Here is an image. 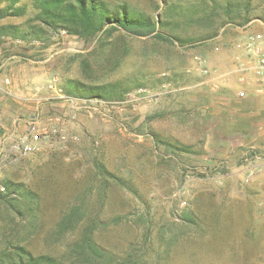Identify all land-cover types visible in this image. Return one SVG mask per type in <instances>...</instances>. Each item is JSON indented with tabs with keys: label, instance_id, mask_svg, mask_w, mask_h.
<instances>
[{
	"label": "rangeland",
	"instance_id": "374dc122",
	"mask_svg": "<svg viewBox=\"0 0 264 264\" xmlns=\"http://www.w3.org/2000/svg\"><path fill=\"white\" fill-rule=\"evenodd\" d=\"M108 1L153 20L164 8L163 0ZM253 4L248 23H227L194 45L122 29L87 40L64 30L22 44L0 40V184L23 182L41 199L34 253L63 251L65 238L44 236L76 199L101 220L94 237L113 264H264V207L249 196L240 153L226 157L207 116L213 111L221 124L225 105L211 102L239 84L233 54L249 33L264 37V0ZM108 83L128 92L105 100L65 91ZM29 119L46 138L15 154Z\"/></svg>",
	"mask_w": 264,
	"mask_h": 264
},
{
	"label": "trees",
	"instance_id": "16d2710c",
	"mask_svg": "<svg viewBox=\"0 0 264 264\" xmlns=\"http://www.w3.org/2000/svg\"><path fill=\"white\" fill-rule=\"evenodd\" d=\"M163 1L161 18L153 20L142 10L126 3L113 5L108 0H0V40H45L57 30L87 40L122 29L138 36L152 34L157 41L170 44L176 41L182 46L216 37L227 23L243 26L254 17L256 9L253 0ZM188 29L190 34L183 36L181 33ZM107 45H101L102 49ZM65 91L113 100L122 98L128 89L118 83L82 87L70 84ZM99 172L103 174L106 170L100 167ZM2 184L5 191H0V264H113L116 261L94 237L101 220L88 214L87 204L76 199L61 211L44 236L53 242L65 238L63 251L34 253L30 243L43 229L41 199L23 182L5 180Z\"/></svg>",
	"mask_w": 264,
	"mask_h": 264
},
{
	"label": "crops",
	"instance_id": "0c3cea01",
	"mask_svg": "<svg viewBox=\"0 0 264 264\" xmlns=\"http://www.w3.org/2000/svg\"><path fill=\"white\" fill-rule=\"evenodd\" d=\"M238 50L236 49L235 52ZM16 72V70L13 71L14 74ZM234 74L237 77V74ZM5 83L11 84L10 80ZM0 84H4L1 73ZM232 86L233 89L230 90L229 95L219 90L215 95L217 100L211 102L214 105L215 102L221 100L220 103L225 105L226 112L217 119L221 121L218 126V121L213 122L217 115L210 111L212 114L209 113L207 116L212 122L208 129L220 131L219 144L221 149L228 153L226 157L230 158L231 153H240L241 159L238 162V167L242 172L250 167L261 168V172L250 180L249 187L250 185L253 187L248 192L250 197L257 199L264 207V93L256 94L254 92L256 84H232ZM240 89H244L246 92L244 97L238 96ZM234 137L240 138V141L235 143ZM239 145H243V148L237 147ZM211 149L214 153V149ZM257 184L260 185L259 188H256Z\"/></svg>",
	"mask_w": 264,
	"mask_h": 264
},
{
	"label": "built area",
	"instance_id": "2783aa9c",
	"mask_svg": "<svg viewBox=\"0 0 264 264\" xmlns=\"http://www.w3.org/2000/svg\"><path fill=\"white\" fill-rule=\"evenodd\" d=\"M17 44H22L18 38H12ZM233 72L237 74L239 84H256L254 92L256 94L264 93V37L259 32H252L246 35L244 41L239 45L238 52L233 55ZM3 66V65H2ZM0 66V69H2ZM6 82H9L6 79ZM244 89L238 91L239 97H244ZM28 132L22 136L19 141L13 142L11 148L13 153L27 154L33 152L41 145L46 138L40 129L35 130V121L29 119L27 124ZM55 131V130H54ZM244 181L249 183L250 180L259 172L261 168L250 167L245 171ZM0 191L4 192L5 188L0 184Z\"/></svg>",
	"mask_w": 264,
	"mask_h": 264
}]
</instances>
